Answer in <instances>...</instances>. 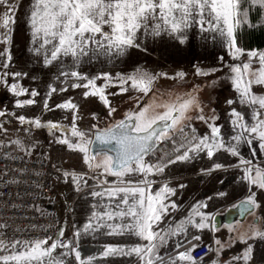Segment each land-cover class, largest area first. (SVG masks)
<instances>
[{
	"label": "rangeland",
	"instance_id": "rangeland-1",
	"mask_svg": "<svg viewBox=\"0 0 264 264\" xmlns=\"http://www.w3.org/2000/svg\"><path fill=\"white\" fill-rule=\"evenodd\" d=\"M34 3L35 0H7L0 3V18L6 13L12 17L7 41L4 30L0 29V112L5 113L0 116V145L15 142L16 147L26 153L48 158L60 169L59 176L79 168L89 174L93 168L89 164L94 165L103 159V156H99L93 161L89 154L95 131L109 129L126 115L145 106H148V117H156L173 107L181 109L186 101H193L178 116L174 130L160 139L168 145V153L160 158V163L171 159L174 163L250 161L258 162L255 167H264V148H261L264 141L259 139L257 133H250L239 126L251 128L264 121V107L250 100V97L257 100L264 98V82H257L262 79L260 74L264 70V63L259 59L264 50H243L234 55V48L229 47L227 26L221 21L219 27H215L217 22L205 10L203 18L194 14L195 18L188 20L189 26L183 29L182 36L179 32H171L170 26L163 21L150 20L147 26H142L136 32L135 44L138 46L126 48L122 53L117 49L106 51L90 44L77 57L61 53L57 60L46 64L45 55L51 59L52 45L41 48L42 39L33 41L28 23ZM12 5L14 7L9 12ZM250 6L261 7L264 20V6L253 3V0H240V15L237 18L246 15V22L239 25L249 23ZM201 19L204 20L203 26ZM157 25L160 26V34L154 35L153 29ZM105 30H108L106 26ZM251 52L257 55H249ZM244 64L249 67L245 69ZM234 67L240 68L239 74L233 71ZM198 70L207 74H199ZM62 72L69 75L62 76ZM72 72H77L79 76H72ZM143 73L152 77L147 93L133 87L128 79ZM80 77L94 80L96 88L103 89L108 104L99 94H93L95 89L91 86H74L87 83ZM13 85L16 86L15 92ZM245 88L249 91L248 96L242 95ZM33 92L37 95L33 96ZM27 100L34 103H24ZM68 102L75 105V109L58 107ZM234 113H239V117ZM21 116L25 118L23 121L19 119ZM52 124L60 127L52 128ZM185 127L197 134L195 141L180 136L179 132ZM213 127L219 129L216 139L211 138ZM231 128L235 131L225 134ZM74 129L84 133L83 139L73 135ZM236 136L243 139L236 141L233 139ZM202 137H208L209 143L222 142L223 147L216 148L212 157L206 154V149L189 151L192 144L198 143ZM64 140L68 143L61 142ZM86 141L87 153L77 147H69ZM234 143L240 145L238 156L228 151ZM186 151L188 159L176 160ZM85 155L89 157L88 163H85ZM102 172L107 174L103 169ZM259 252L252 254L249 264H264V253ZM238 264L245 262L241 260Z\"/></svg>",
	"mask_w": 264,
	"mask_h": 264
},
{
	"label": "snow or ice",
	"instance_id": "snow-or-ice-1",
	"mask_svg": "<svg viewBox=\"0 0 264 264\" xmlns=\"http://www.w3.org/2000/svg\"><path fill=\"white\" fill-rule=\"evenodd\" d=\"M7 0H0V3H6ZM260 3L264 6V0H253V3ZM14 5L10 6L9 12ZM205 10L209 17H212L217 23L215 27H219V23L222 21L224 25L227 26V36L229 37V47L234 48V55L242 53V49L236 46V38L234 36L235 25H239L241 22H246V15L242 18H237L240 15V0H35L32 5V10L28 19V23L32 30V40L36 41L38 38L42 39L41 48L45 45H52L50 50V57L45 55V63L49 64L59 58V55L63 53L64 55L71 54L73 57H77L83 54L90 44H94L97 47L104 48L106 51L112 49H117L119 52H123L126 48L138 46L135 44L136 32L142 26H147L150 20L159 19L163 21L165 25H169L171 32H179L183 35V29L189 26L188 20L190 18L194 19V14H198L200 17H204ZM12 22V17L9 13H6L3 18H0V29L4 30V39H8L9 24ZM211 22V21H209ZM201 26H203L204 20L200 21ZM107 27V31L105 30ZM154 35L160 34V26L157 25L153 29ZM221 34H224L223 29H221ZM183 42V41H181ZM39 51V49H37ZM251 56H256L255 52L249 53ZM260 61L264 63V53L260 54ZM7 67V65H4ZM243 67L247 69L248 64H244ZM233 71L240 72L239 67H234ZM199 74L206 75L207 73L200 72ZM17 76L20 73H16ZM60 75L67 76L69 73L62 72ZM72 76H79L77 72H72ZM182 75V74H180ZM261 80L257 82H264V70H261ZM82 80H87L86 84L74 85L76 87L83 86L88 88L91 86L95 89L93 94H99L101 99L104 100L105 104H108L107 99L103 96V89L96 88L94 80L88 77H80ZM132 81L133 87H138L142 92L147 93L150 91V85L152 82V77L147 73L139 74L137 76H130L128 78ZM239 81V77H238ZM239 86V83L237 84ZM12 90L16 91V86H12ZM124 91L125 89H121ZM54 92L55 89L53 88ZM19 94V93H17ZM249 91L245 88L242 93L243 96H248ZM33 96L37 93L33 92ZM87 96L88 93L86 92ZM253 104L259 103L261 107H264V98L257 100L255 97H250ZM24 103L32 104L33 100H27ZM193 101H186L181 109H176L175 107L169 109L163 115L156 117H148V106L136 111L133 114L126 115L125 119L132 121L131 125L125 123V121H120L113 128L104 130L102 133L97 135V140L105 145H112L111 148L107 149L103 153V159L94 165L95 168H102L104 173H111L114 176H124L126 173L131 174L134 172H151L153 165H146L143 157L147 154L151 148V142L153 138L159 139L164 135V130H157L154 125L157 121H164L167 125L168 121L175 124L178 121V116L182 114L183 109H187ZM232 103V101H228ZM19 104V102H18ZM47 108L48 105L45 104ZM62 108H72L75 109V105L70 102L63 105H58ZM115 111V109H112ZM177 113L174 115L173 113ZM5 115V113L0 112V116ZM235 116L239 117V113H234ZM203 119V117H200ZM21 121L25 118L23 116L19 117ZM39 124V121L36 122ZM245 128V131L250 133H258L259 139L264 141V121L256 126L248 128L244 125H239ZM52 128L60 127L57 124H52ZM135 133V135H133ZM73 135L79 136L83 139L84 133L73 130ZM219 135V129L216 127L212 128L211 138L216 139ZM234 140L240 141L243 139L242 136L233 137ZM196 137H193V141ZM208 137H202L199 139L198 143H193L192 148L189 151H200L206 149V154L209 157L213 156V151L216 148L223 147V143L217 141L216 143H209ZM67 144L68 141H61ZM250 142V141H249ZM87 141L78 145H69V147H77L81 152L87 153ZM191 143V141H190ZM261 148H264V143H261ZM228 151L233 155H238L235 146H229ZM108 152L113 153V155H108ZM99 154V153H98ZM189 158L188 152H184L182 155H178L176 160H186ZM94 161L95 156L91 157ZM85 163H88L89 157L85 155ZM169 164L174 163V161L169 160ZM243 163L250 164V161H243ZM135 165V167H133ZM89 167H93L89 164ZM221 164H215V168H221ZM157 171H162V168L157 167ZM77 177L73 175V180ZM251 182L260 187L264 188V172L256 170V176L251 177ZM110 196H115L117 193H125L122 197V202L125 205H129L127 198L128 193H139L140 198L138 200L134 199L133 203L128 206L126 211H120L117 213L119 216H131L137 223L130 226V229H134L136 234L148 240L150 245L146 248H132L130 251L140 254L143 252L148 256L146 264H153L151 255L154 252L157 245L154 241L159 237L160 241L165 240V236L159 235L151 230L152 221H158L160 215L157 214V209L152 205V197H148L149 204L147 208L144 206V189L143 188H113L106 190ZM167 191H172L167 189ZM102 193L93 192V195H101ZM250 207L256 206V201L254 199V194H250L247 200L244 202ZM163 205H161V208ZM139 209V210H138ZM197 216L203 217V214L199 211H194ZM109 219H112V213H105ZM187 223H193L191 217H189ZM196 227L203 228L205 224L203 220ZM90 225L85 226V231L88 230ZM178 230H184L183 224L178 226ZM62 235V233H61ZM79 235V233H76ZM264 238V233L254 232L251 237H239V241L247 245L248 240L254 237ZM199 240V237H195ZM19 243V242H17ZM220 244V241H216ZM47 244V241H36L31 247L30 251L20 253L17 256H12L11 259L15 261H37L40 262L43 257L51 258L52 252L61 248H69L71 251H75L71 248V242L69 244H63L59 241L52 243L47 248H42L41 245ZM253 249L247 246L241 255L233 256L227 264H236L237 261L243 260L245 264H249L252 260ZM110 254H123V249H118L114 247H108L104 251V255L108 256ZM179 259L181 260H193V258L188 254L187 251L178 253ZM143 258V257H142ZM8 258H5L7 260ZM75 259L80 261V264H85L81 260L80 252L75 251ZM91 259V258H89ZM53 264H62V261H54ZM174 264V262H173Z\"/></svg>",
	"mask_w": 264,
	"mask_h": 264
},
{
	"label": "crops",
	"instance_id": "crops-1",
	"mask_svg": "<svg viewBox=\"0 0 264 264\" xmlns=\"http://www.w3.org/2000/svg\"><path fill=\"white\" fill-rule=\"evenodd\" d=\"M233 131L234 128H231L229 133L225 134H231ZM233 146L240 152V145L234 143ZM229 157L231 158V155ZM168 161L145 163L154 166L151 172L126 173L121 177L108 173L104 175L102 168H95L96 163H93L89 174L108 180L113 185L110 188L95 186V180L83 168H77L78 170L70 173L63 172V176H54L60 209L68 210L70 216L62 231L67 233V244L71 242V248L80 252L81 260L85 264H146L148 259L143 252L137 254L130 250L137 247L146 248L152 242L130 229L131 225L137 223L133 217L117 215L120 211H126L134 199L138 200L139 193H128L129 205H125L122 202L125 193L110 196L106 191L113 188H143L145 208L149 204L148 197H152L151 203L157 209L160 219L150 222L151 230L165 236L163 242L159 237L154 241L157 247L151 255L153 264H195L193 260H181L178 256V253L187 251L192 257L189 246L197 240L195 237H199V242L215 249L212 264H227L233 256L241 255L247 246L253 249L252 254L259 251L264 253V238L257 236L249 239L247 245L239 241L241 236L251 237L254 232L264 231V188L251 182V177L256 176V170L264 172V167H247L246 163L237 162L169 164ZM51 164L56 166L55 163ZM215 164H221L222 167L217 169ZM157 167L163 170L157 171ZM73 175L77 177L76 180H73ZM93 192L102 194L93 195ZM250 194H254L256 201L253 215L242 223L214 227L215 216L224 214L243 199H247ZM194 211H199L203 217L195 215ZM105 213H112V219ZM189 217L193 221L191 224L187 223ZM201 220L205 227H196ZM181 224L184 226L182 231L178 230ZM87 225L90 227L85 231ZM216 241H220V244ZM108 247L123 249V254L105 256L104 251ZM75 251L66 248L56 257H43L40 262L31 261L30 264H53L54 261H62V264H80V261L75 259ZM240 262L237 261L236 264ZM0 264L29 262L10 259Z\"/></svg>",
	"mask_w": 264,
	"mask_h": 264
},
{
	"label": "built area",
	"instance_id": "built-area-1",
	"mask_svg": "<svg viewBox=\"0 0 264 264\" xmlns=\"http://www.w3.org/2000/svg\"><path fill=\"white\" fill-rule=\"evenodd\" d=\"M179 133L184 139L197 138V134L188 127ZM167 153V143L160 141L144 162L157 163ZM59 172L60 169L46 157L26 153L11 143L0 145V262L30 251L36 241H47L41 245L42 248L57 241L67 244L68 236L62 228L70 216L68 210L60 209L54 187V176ZM88 175L93 177L95 186L99 188L113 186L104 178ZM65 249L58 246L51 255H58ZM189 250L195 264H212L215 249L210 245L194 240Z\"/></svg>",
	"mask_w": 264,
	"mask_h": 264
},
{
	"label": "water",
	"instance_id": "water-1",
	"mask_svg": "<svg viewBox=\"0 0 264 264\" xmlns=\"http://www.w3.org/2000/svg\"><path fill=\"white\" fill-rule=\"evenodd\" d=\"M173 114L177 115V113H175V112ZM123 121H125V123L128 125L132 124V121L126 120L125 118L123 119ZM175 125H176V123L172 124L171 121H168L167 125L164 121H157V124L154 125V127L158 131L164 130V135H166V134L171 133L174 130ZM114 126H112L111 128H113ZM103 131L104 130H97L93 133V138H92L90 146H89L90 157L95 156L97 159V157L103 156V153L105 151H107V149L112 147V145H110V144L105 145V144L101 143L99 140H97V138H96L97 135H99ZM133 135H135V133H133ZM163 136H161L159 139H156L155 137L153 138V141L151 142V148L149 149L147 154L144 155L143 160L157 148L158 142ZM108 155H113V153L108 152ZM109 174L112 175L111 173H109ZM246 200L247 199H243L242 201L237 203V205H235L234 207H232L228 211H226L224 214L215 216L214 220H213L214 227L220 228L222 226H230V225L235 224V223L244 222L246 220V218L248 216H250L251 214H253L255 211V206L250 207L244 203Z\"/></svg>",
	"mask_w": 264,
	"mask_h": 264
},
{
	"label": "trees",
	"instance_id": "trees-1",
	"mask_svg": "<svg viewBox=\"0 0 264 264\" xmlns=\"http://www.w3.org/2000/svg\"><path fill=\"white\" fill-rule=\"evenodd\" d=\"M234 36L236 45L242 50H264V20L261 7L250 6L249 23L235 25ZM11 144L16 146L15 142Z\"/></svg>",
	"mask_w": 264,
	"mask_h": 264
}]
</instances>
